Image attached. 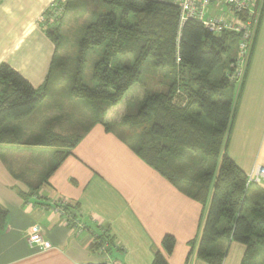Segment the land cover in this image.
<instances>
[{
  "label": "trees",
  "instance_id": "trees-1",
  "mask_svg": "<svg viewBox=\"0 0 264 264\" xmlns=\"http://www.w3.org/2000/svg\"><path fill=\"white\" fill-rule=\"evenodd\" d=\"M99 1L119 9L121 15H97L88 24L79 40L76 69L71 71L61 57L60 27L47 30L58 51L42 88L35 89L10 66H0V145L54 149L52 173L90 127L99 124L110 131L108 111L123 104L133 87L142 85L141 98L125 105L119 125L135 130L125 142L143 162L203 208L197 259L222 264L225 254L217 252L215 245L226 241L245 247L241 264H264V192L256 200L249 199L247 176L227 151L237 111L229 75L238 35H214L194 20L181 25L179 8L159 0ZM131 15L141 18L132 23ZM101 46L102 59L92 75L95 86L89 87L83 82L84 68L90 52ZM234 47L235 54L228 57ZM225 65L228 70L215 81L213 73ZM149 70L162 75L158 85L164 90L141 84ZM57 73L70 97L88 102L92 123L80 134L49 132L43 127L40 135L26 137L21 126L48 99L53 86L61 85L56 83ZM7 216L0 208V236ZM105 243L111 252L114 243L106 235L95 239L93 251ZM175 243L172 235L164 237L167 254H172ZM191 245L189 260L196 241ZM152 264L168 263L156 253Z\"/></svg>",
  "mask_w": 264,
  "mask_h": 264
},
{
  "label": "crops",
  "instance_id": "crops-1",
  "mask_svg": "<svg viewBox=\"0 0 264 264\" xmlns=\"http://www.w3.org/2000/svg\"><path fill=\"white\" fill-rule=\"evenodd\" d=\"M52 1L0 0V66H10L35 89L45 85L58 51L42 22ZM237 90L234 86L237 111L227 151L247 175L264 167V14ZM123 115L112 121L119 123ZM44 154L50 153L0 145V208L8 212L0 264H152L156 253L168 264H208L196 257L204 224L201 205L143 162L119 133L99 124L90 127L52 173L50 156L40 169L29 165ZM261 191L264 186H254L249 199L256 200ZM33 234L51 247L29 246ZM103 235L113 240L112 251H93L95 239ZM166 235L176 241L172 254L163 247ZM215 250L225 254L222 264H241L245 254L244 246L226 241Z\"/></svg>",
  "mask_w": 264,
  "mask_h": 264
},
{
  "label": "rangeland",
  "instance_id": "rangeland-1",
  "mask_svg": "<svg viewBox=\"0 0 264 264\" xmlns=\"http://www.w3.org/2000/svg\"><path fill=\"white\" fill-rule=\"evenodd\" d=\"M67 9V7H66ZM65 9V10H66ZM114 13L117 16L121 15V11L115 7L107 6L101 4L99 0H71L70 6L62 15V18L57 22H60L57 26V22L52 23L55 24V28L60 27V30L57 32L58 36L61 37L60 43V50H61V57H65V63L67 66L72 70L77 68V63H75L77 56H78V49H79V40L81 39L82 35L88 24L97 16L102 14ZM141 16H134L131 15V22L136 23ZM48 29H52L50 25H48ZM104 47H97L94 48L88 58L84 68L83 74V82L85 85L89 87L95 86V83L92 81V75L94 71L95 65L100 62L102 59ZM236 48L234 47L229 56L235 54ZM227 61V60H226ZM228 70V66H223L217 69L212 77L215 81L221 79L223 74ZM63 77L59 73H57L55 80L56 83H61V85H54L50 91L49 97L47 100L41 104L34 115V117L27 122V124H23L21 126L22 129L26 132L25 136H32V134H36L37 136L40 135V132H43V127L45 130L47 129L49 132L57 131L62 134H80L83 133L86 128H88L92 123L91 118V110L88 102L82 101L80 99H75L70 97L67 93L68 90L65 88V82H62ZM162 79L161 74H156L154 72L150 73V70L147 75H144L141 81V84L144 86L154 88L153 90H164L162 86H159ZM54 80V81H55ZM142 85H137L133 87L125 99L123 100V104L118 105L114 108V112L111 108L108 111V116L106 117L109 119L108 122L110 123V128L117 133L121 137L127 141L132 133L133 130L130 127H123L119 125L113 118L117 117V115H121V113L125 112V105L134 101L135 99H139L142 96ZM138 92V94H135ZM181 94V93H179ZM129 97V99H127ZM127 99L126 103L125 100ZM130 112L135 113V109L133 106H130ZM115 111H117L115 113ZM110 112V114H109ZM46 115H49L47 117ZM51 116V117H50ZM47 122V123H46ZM45 123V124H44ZM44 124V125H43ZM47 124V125H46ZM43 125V126H41ZM47 126V127H46ZM38 128V129H37ZM42 129V130H40ZM25 137V138H26ZM27 139V138H26ZM30 149V147H28ZM37 149V148H34ZM49 151L50 154H44L45 156H41L38 159L39 163L34 162L33 164L30 162V166L39 167L42 166L40 163L46 160L47 156H50L52 159V163L54 162V149H46ZM42 153V152H40ZM42 155V154H41ZM257 187V186H255ZM253 188V187H252ZM254 189H252L253 191Z\"/></svg>",
  "mask_w": 264,
  "mask_h": 264
},
{
  "label": "built area",
  "instance_id": "built-area-1",
  "mask_svg": "<svg viewBox=\"0 0 264 264\" xmlns=\"http://www.w3.org/2000/svg\"><path fill=\"white\" fill-rule=\"evenodd\" d=\"M179 8L180 24L188 20L201 23L205 29L214 35L234 33L238 35L236 58L232 65L233 71L229 81L242 88L249 64L254 51L256 38L264 14V0H159ZM68 0H53L49 14L42 18L43 23H55L62 18ZM51 23V24H52ZM58 23V22H57ZM55 23V24H57ZM54 25V24H53ZM246 188L264 186V167L256 166L247 175ZM29 246L41 250L51 246L45 242L40 234H33L29 238ZM105 243L101 251L107 252ZM108 264H116L110 261Z\"/></svg>",
  "mask_w": 264,
  "mask_h": 264
}]
</instances>
